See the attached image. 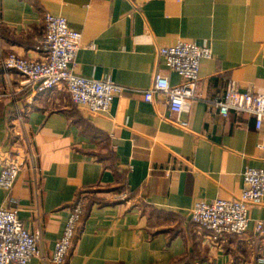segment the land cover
Instances as JSON below:
<instances>
[{
	"label": "crops",
	"instance_id": "obj_1",
	"mask_svg": "<svg viewBox=\"0 0 264 264\" xmlns=\"http://www.w3.org/2000/svg\"><path fill=\"white\" fill-rule=\"evenodd\" d=\"M46 13L82 33L76 73L125 89L90 115L65 89L38 92L0 67V157L23 160L13 188H0V209L17 208L41 232L43 257L29 264H55L80 196L86 212L64 264H264V233L255 232L264 197L249 206L248 231L220 247L190 217L198 201L239 197L244 170L264 168V121L258 129L255 115L224 117L215 105L230 82L264 92V0H0V55L38 57ZM180 39L209 45L212 56L177 115L164 95L151 103L143 90L157 71L183 82L159 56Z\"/></svg>",
	"mask_w": 264,
	"mask_h": 264
},
{
	"label": "built area",
	"instance_id": "obj_2",
	"mask_svg": "<svg viewBox=\"0 0 264 264\" xmlns=\"http://www.w3.org/2000/svg\"><path fill=\"white\" fill-rule=\"evenodd\" d=\"M44 27L45 34L34 48L38 57L11 52L0 55V67L17 71L22 77V86L38 92L65 89L71 100L90 115L106 111L125 87L109 78L99 80L75 72L73 62L81 47L82 33L72 29L65 17L46 13ZM159 56L183 82L174 85L167 75L157 71L152 85L143 90L144 99L152 103L162 94L170 111L180 115L189 110L191 101L197 96L201 63L211 58V47L180 39L161 46ZM215 105L224 117L231 110L255 115L258 129L264 121V92L257 91L254 86L239 91L230 82ZM181 124L187 126L186 122ZM21 158L20 153L0 157V188L6 191L13 188L23 165ZM243 186L239 197L219 198L210 203L198 201L192 207L191 220L199 229L209 231L205 235L209 245L220 247L229 235L241 236L248 231L249 206L264 197V168L247 167L243 172ZM85 212L86 198L80 196L71 204L63 233L55 243L52 255L55 264L66 262ZM18 213L17 208L3 206L0 209V264H29L34 258L43 257L41 232H31ZM255 232L264 233V221H257Z\"/></svg>",
	"mask_w": 264,
	"mask_h": 264
},
{
	"label": "trees",
	"instance_id": "obj_3",
	"mask_svg": "<svg viewBox=\"0 0 264 264\" xmlns=\"http://www.w3.org/2000/svg\"><path fill=\"white\" fill-rule=\"evenodd\" d=\"M85 216V215H84Z\"/></svg>",
	"mask_w": 264,
	"mask_h": 264
}]
</instances>
